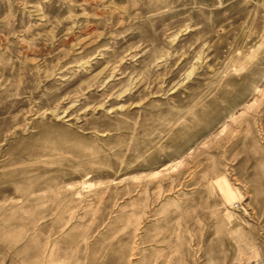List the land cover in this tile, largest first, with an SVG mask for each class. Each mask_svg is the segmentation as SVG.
Returning <instances> with one entry per match:
<instances>
[{
    "label": "rangeland",
    "instance_id": "374dc122",
    "mask_svg": "<svg viewBox=\"0 0 264 264\" xmlns=\"http://www.w3.org/2000/svg\"><path fill=\"white\" fill-rule=\"evenodd\" d=\"M0 264H264V0H0Z\"/></svg>",
    "mask_w": 264,
    "mask_h": 264
},
{
    "label": "bare ground",
    "instance_id": "6f19581e",
    "mask_svg": "<svg viewBox=\"0 0 264 264\" xmlns=\"http://www.w3.org/2000/svg\"><path fill=\"white\" fill-rule=\"evenodd\" d=\"M226 189V188H225ZM229 193V192H228ZM226 198V197H225ZM228 200V199H227Z\"/></svg>",
    "mask_w": 264,
    "mask_h": 264
}]
</instances>
